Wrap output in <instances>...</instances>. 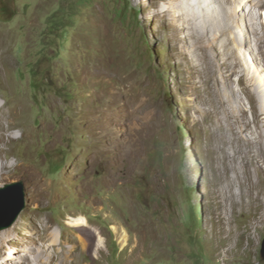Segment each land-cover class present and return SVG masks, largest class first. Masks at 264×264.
<instances>
[{"label":"rangeland","instance_id":"374dc122","mask_svg":"<svg viewBox=\"0 0 264 264\" xmlns=\"http://www.w3.org/2000/svg\"><path fill=\"white\" fill-rule=\"evenodd\" d=\"M168 6L0 0L2 49L13 64L0 77L14 82L0 94L24 97L37 132L33 146L4 149L56 200L37 207L22 178L0 188H25L14 224L40 214L58 229L50 253L62 258L52 264H264V4L252 22L260 42L239 18L228 45L220 43L228 37L205 42L207 60L169 23ZM156 141L163 166L151 168ZM69 216L88 225H68ZM13 239L5 254L33 255Z\"/></svg>","mask_w":264,"mask_h":264},{"label":"bare ground","instance_id":"6f19581e","mask_svg":"<svg viewBox=\"0 0 264 264\" xmlns=\"http://www.w3.org/2000/svg\"><path fill=\"white\" fill-rule=\"evenodd\" d=\"M167 1L169 2V6L166 14L167 18H169V23L173 24V26L176 25L183 32L184 37H187L191 43L199 47L203 54L202 59H208L205 42L209 41L214 46V44L216 45L218 43L219 37L229 38L228 40L225 38L224 40L220 39L222 41L220 43L224 45H228L230 39L233 40L235 36L232 38V28L239 18L245 24L249 20L252 34L257 39V42H260L263 38L258 28L252 24L253 20L262 18L261 14L256 10L263 6V0H207L208 8L201 4L202 0ZM262 25H264V20L262 21ZM5 39L6 32H0V75H7L13 65L10 57L2 49ZM225 57L227 58L223 60V65L226 71L229 72L232 61L229 55ZM189 65L191 66V71L195 72L196 68L194 67L197 65L195 63H189ZM201 82L208 84L209 78ZM0 89L7 90L11 93L14 89V82L11 79L10 81L5 80L3 82V79L0 77ZM0 99H2L0 101V185L14 178L26 179L30 182V190L33 196L32 201L37 207L47 200L50 202L55 201L56 194H51L48 190V184L41 182L36 173L29 168V165H25L17 157L10 166V162H12L10 161V157L13 156V153L7 152L4 146L14 142H23L28 146H33L37 132L27 124V104L24 97L12 95L8 99H5L0 94ZM14 130H18L20 134L16 135ZM56 138L57 133L53 136L54 142H56ZM67 224L87 226L88 221L82 216L81 218L69 216ZM1 233V239L4 241V245L0 244V264H52L55 260L61 261L62 257L56 255L57 253L54 250L50 253V250L58 243L60 232L53 224L46 222L45 218L40 214L31 217L24 216L23 222L16 223ZM24 236L30 237V241H26ZM42 236L48 237L50 243H43ZM14 237L18 238L15 243L17 248L25 247V249H32L33 255L20 254L18 251L15 255L5 254L7 245L12 244ZM98 240L96 250H100L104 244L102 236L98 237ZM122 242L123 246L128 244L127 235L123 237ZM74 251V247H71L67 251V259L72 257ZM46 257H49L48 260L50 263H45Z\"/></svg>","mask_w":264,"mask_h":264},{"label":"water","instance_id":"95a60500","mask_svg":"<svg viewBox=\"0 0 264 264\" xmlns=\"http://www.w3.org/2000/svg\"><path fill=\"white\" fill-rule=\"evenodd\" d=\"M25 207V188L22 182L0 188V232L11 227ZM261 256L264 259V241L262 243Z\"/></svg>","mask_w":264,"mask_h":264},{"label":"trees","instance_id":"16d2710c","mask_svg":"<svg viewBox=\"0 0 264 264\" xmlns=\"http://www.w3.org/2000/svg\"><path fill=\"white\" fill-rule=\"evenodd\" d=\"M182 130L186 132V129H185V127H183V126H182ZM180 132H181V130H180ZM155 143H156V145H158V146H156V147L154 148L155 152H154V154H152L151 157H150V163H149V166H150L151 168H153V167L155 166V163H157V164H156L157 167H158V166H159V167H162V166H163V164H162V162H163V157H164L163 146H162L161 142H159V141H156ZM156 166H155V167H156Z\"/></svg>","mask_w":264,"mask_h":264},{"label":"clouds","instance_id":"9594fccd","mask_svg":"<svg viewBox=\"0 0 264 264\" xmlns=\"http://www.w3.org/2000/svg\"><path fill=\"white\" fill-rule=\"evenodd\" d=\"M11 163H14V161L10 162V166H11Z\"/></svg>","mask_w":264,"mask_h":264}]
</instances>
